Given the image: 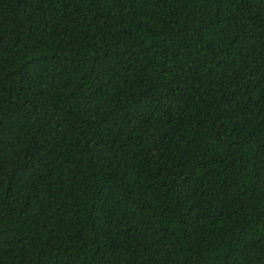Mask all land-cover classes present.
Masks as SVG:
<instances>
[{"label": "trees", "instance_id": "16d2710c", "mask_svg": "<svg viewBox=\"0 0 264 264\" xmlns=\"http://www.w3.org/2000/svg\"><path fill=\"white\" fill-rule=\"evenodd\" d=\"M0 264H264V0H0Z\"/></svg>", "mask_w": 264, "mask_h": 264}]
</instances>
